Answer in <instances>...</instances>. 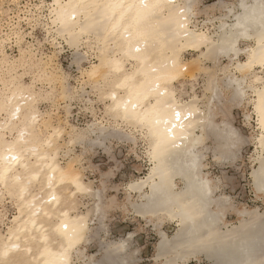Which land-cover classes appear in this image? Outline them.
Masks as SVG:
<instances>
[{"label": "bare ground", "instance_id": "bare-ground-1", "mask_svg": "<svg viewBox=\"0 0 264 264\" xmlns=\"http://www.w3.org/2000/svg\"><path fill=\"white\" fill-rule=\"evenodd\" d=\"M196 4L197 0H51L48 7L53 30L71 47L76 48L81 37L94 36L96 62L86 70L87 77L101 80L95 88L105 101L104 111L114 121L136 127L146 144L148 170L126 190L128 199L131 192L138 198L129 201L132 211L147 222L176 221L171 236L158 232L157 256L164 264L198 255L213 264H264V212L237 209V221L229 226L225 214L232 204L216 195L219 185L203 171L202 163L208 150L218 163L231 161L246 142L229 119L215 123L218 108L251 102L258 129L251 181L256 194H264V75L259 73L264 71V0L226 4L212 28L193 23ZM46 29L51 31L47 24ZM241 41L248 43L242 47ZM3 43L0 53L7 62ZM187 51L196 53L190 61L182 58ZM74 54L75 60L82 59L77 49ZM222 58L227 59L222 77L203 66L205 60L217 67ZM190 68L207 73L204 90L209 95L204 101L197 94L182 97L175 85L196 75ZM43 73L49 81L54 78L50 71ZM6 81L0 90V203L8 195L16 213L4 232L0 228V264H133L130 234L103 243L99 259L84 252L89 222L105 216L100 191L84 181L74 160L61 164L55 142L62 128L40 132L32 85L15 72ZM89 131L97 134L89 145L112 136L135 140L103 124ZM79 195L93 197L94 205L79 211ZM5 216L0 207V224Z\"/></svg>", "mask_w": 264, "mask_h": 264}, {"label": "rangeland", "instance_id": "rangeland-1", "mask_svg": "<svg viewBox=\"0 0 264 264\" xmlns=\"http://www.w3.org/2000/svg\"><path fill=\"white\" fill-rule=\"evenodd\" d=\"M50 1L0 0V41H4L3 49L9 61L2 60L3 56L0 53V90L13 72L17 73L23 82L32 85L36 95L35 107L40 118V132L51 133L53 127L62 128V134L57 135L56 139L59 138L56 140L57 143L55 142L59 146L58 159L61 164L65 165L68 161L74 160L73 166L80 170L84 181L89 182L93 189L100 191L102 204L106 205L105 216L99 220L98 216L93 217L89 222L90 232L87 241L83 243L84 252L93 256V259H99L103 252V243L116 242L130 234L128 252H134L133 264H164V258L157 256V245L161 240L158 232L162 231L171 236L177 229L176 221L162 219L147 222L141 215L132 211L129 203L132 200L138 201L137 195L131 192V197L127 198V185L143 177L148 170L146 144L136 127L125 125L120 119L114 121V117L104 111L105 101L96 89L101 86L99 83L101 80L87 77L86 70H89L91 62H96L98 44L94 36L91 35L87 41L81 37L77 47H71L53 30L48 7ZM237 1L197 0L193 23L198 27L204 25L212 28L218 23L217 17L226 12L224 6L226 4L235 6ZM46 24L49 29L51 28L50 32H47ZM247 43L248 41H241L240 44L245 47ZM76 49L77 53L82 54L79 61L74 59ZM195 56L196 53L187 51L182 58L190 61L189 59ZM11 62H14V65ZM226 62L227 59L222 58L218 66L213 67L212 62L204 60L203 66L214 68L217 76L222 77L224 72L222 68ZM43 69L52 72L54 78L47 80ZM194 70L196 75L193 78L185 76L175 85L182 97L197 94L204 101L205 95H209V92L204 90L208 76L201 69ZM255 70L261 69L256 67ZM259 73L264 75V71ZM222 91L224 97H228L229 92L225 89ZM250 92L248 90V97ZM1 93L2 91L0 99ZM203 101H200V105ZM252 109L251 102L246 101L238 106L231 104L227 107L220 106L216 112L215 123L220 125L229 119L246 142L240 145L231 161L222 164L216 162L210 150L205 151L202 159L203 171L208 172L209 178L216 180L219 185L216 195L227 197L232 204L225 214L229 226L237 221L235 213L237 209L257 208L264 212V194H256L251 181L252 166H256L255 137L258 134L256 116ZM3 116L4 113H0V118ZM45 121L47 124L43 123ZM99 124L124 130L135 137V142L112 136L100 144L89 145V140L96 139L97 136L89 130ZM77 137L82 139H76ZM207 145L211 147L213 142L208 140ZM13 201L7 195L0 203V207L6 212L4 223L0 224L3 232L9 223L8 220L16 213ZM94 203L95 199L89 195L77 196L79 211L92 207ZM74 261L80 259L74 257ZM179 264L213 262L204 255H198Z\"/></svg>", "mask_w": 264, "mask_h": 264}]
</instances>
